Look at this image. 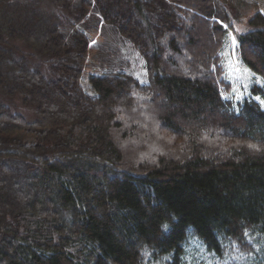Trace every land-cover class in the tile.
<instances>
[{"label": "trees", "instance_id": "1", "mask_svg": "<svg viewBox=\"0 0 264 264\" xmlns=\"http://www.w3.org/2000/svg\"><path fill=\"white\" fill-rule=\"evenodd\" d=\"M73 2L0 0V264H264V15L234 32L260 81L234 102L231 2ZM92 4L147 81L82 88Z\"/></svg>", "mask_w": 264, "mask_h": 264}, {"label": "rangeland", "instance_id": "2", "mask_svg": "<svg viewBox=\"0 0 264 264\" xmlns=\"http://www.w3.org/2000/svg\"><path fill=\"white\" fill-rule=\"evenodd\" d=\"M226 1L231 2V7H229L235 24L234 29H228L221 51L225 77L230 86V91L223 93V96L237 102L248 95L249 87L252 84H259L260 81L240 63L236 51L237 43L235 45L232 43L233 39L236 42L234 32L247 29V20L254 13L261 12L264 15V0ZM80 2L81 0H74L73 5L78 6ZM224 26L226 27L225 24ZM75 28L83 31L89 39L85 68L80 82L86 92L90 90L87 85L89 76L111 70L130 73L140 82L147 81L144 58L127 38L120 35L112 25L103 22L93 4L85 18ZM63 32L70 43L73 30L64 29ZM23 111L32 117L31 108L24 107ZM163 136L167 141L171 138L169 135L163 134Z\"/></svg>", "mask_w": 264, "mask_h": 264}, {"label": "snow or ice", "instance_id": "3", "mask_svg": "<svg viewBox=\"0 0 264 264\" xmlns=\"http://www.w3.org/2000/svg\"><path fill=\"white\" fill-rule=\"evenodd\" d=\"M232 43H233V45H235L236 42H235L234 39H233ZM162 227H164L165 229H167L168 226L167 225H163Z\"/></svg>", "mask_w": 264, "mask_h": 264}]
</instances>
